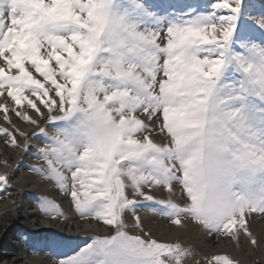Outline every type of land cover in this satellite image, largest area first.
I'll list each match as a JSON object with an SVG mask.
<instances>
[{"label": "snow or ice", "instance_id": "snow-or-ice-1", "mask_svg": "<svg viewBox=\"0 0 264 264\" xmlns=\"http://www.w3.org/2000/svg\"><path fill=\"white\" fill-rule=\"evenodd\" d=\"M0 119L72 211L37 197L40 215L91 232L33 233L54 264H189L147 228L157 218L257 246L264 0H0Z\"/></svg>", "mask_w": 264, "mask_h": 264}, {"label": "bare ground", "instance_id": "bare-ground-1", "mask_svg": "<svg viewBox=\"0 0 264 264\" xmlns=\"http://www.w3.org/2000/svg\"><path fill=\"white\" fill-rule=\"evenodd\" d=\"M11 151L9 149H6L4 150V153L6 155L11 156L13 154ZM0 159H1L0 161L1 165L4 164L6 166V169H2V170L0 169V173H7V175L9 176V179L11 177L16 176L15 174L19 171L20 166L22 168L29 169V166L38 165L40 163L39 161H35V162L30 161L31 164H27L22 161L17 162V160L19 159V158L17 159V157L13 159L10 158V161L6 160V158H0ZM5 161L7 162L6 164H5ZM10 185L11 187L9 190H13V191L18 190L19 192V190L22 189L23 191L20 190V194L21 193L25 194L36 202H37V199H36L37 197H46V198L52 199L56 201L57 203H59L61 205V208L67 213H68V210L71 209L68 199L65 198L62 195V193L58 191V188L54 184V182L46 181L45 179L33 173H32V176L25 174V175H21L17 177L14 182H10ZM29 186H30L29 189H25L26 187H29ZM13 195L15 194H11L8 196L12 197ZM1 196L3 197V195ZM18 196H21V195H18ZM15 198H16V195H15ZM16 200L12 205L10 204L11 206L8 203L6 205L5 204L0 205V246L8 249L7 252H4L5 254L1 253L2 251H0V264H2L3 259L6 260V263L4 264H54L55 257L52 256L51 252L37 251V250H34L33 247L30 245H33L35 240L37 239V237L32 236L33 233L45 234L48 232H58L59 229L54 228L56 223L50 222L49 226H47L48 228L43 227L41 224L39 225L37 221L34 222L35 213H29L25 211V209L23 208L24 206L21 207V205H19L18 201ZM3 202L5 203V201ZM26 204L29 206L28 203ZM13 205L15 208L12 207ZM68 214L72 215L70 213ZM19 218H24L26 219V221L25 222L24 220L23 222L18 221ZM33 226H36V228L35 227L33 228ZM254 227H255L254 235L257 238L260 237L261 239H264V225L256 224V226ZM16 232L18 234H16ZM153 233L155 232L153 231ZM6 235L7 237L11 236V239H10L11 241L2 242L1 239ZM26 239L28 243L25 242ZM157 239H162V238H157ZM183 245L187 246L188 244H183ZM209 252L213 253L214 250L212 251L209 250V251H206L205 253H209ZM15 253H17L18 255ZM195 254H197L198 257H195L189 260V264H196V261L200 260L199 258L200 254L203 255L204 253L195 251ZM9 255H15V257L13 259H10V258L6 259V256H9ZM234 256L238 257L240 264H248L247 263L248 261L249 263L252 262V264H255V258H258L260 262L259 264H264V247H262L261 251H257V255L253 254V252L247 248V250L243 251V254L241 256H238L237 254H235Z\"/></svg>", "mask_w": 264, "mask_h": 264}, {"label": "rangeland", "instance_id": "rangeland-1", "mask_svg": "<svg viewBox=\"0 0 264 264\" xmlns=\"http://www.w3.org/2000/svg\"><path fill=\"white\" fill-rule=\"evenodd\" d=\"M255 2L257 3V5H259L261 0H255ZM13 120L17 124V126L20 127L22 130L27 131V132L33 131L32 128L27 127L24 124H21L19 121H16L15 117H13ZM0 126L7 127V125L4 124L2 119H0ZM21 143H23L22 140H21ZM32 143L33 144H39L41 142L39 140H33ZM6 149H9L10 151L12 149L11 152L13 154L11 156L6 155L4 153V150H6ZM32 151H34V149ZM16 157H17V159L19 158L18 160H20V161L17 160V162L22 161V162L27 163V164H31V162L37 161V160L33 159V157L31 155L23 154L22 149L16 150V149H13L11 147H6L3 137L0 136V158H6V160L10 161V158L13 159ZM0 161H1V159H0ZM0 169L1 170L6 169V166L4 164L1 165V162H0ZM25 174L32 176V172H30L28 168H22L20 166L19 171L15 174L16 176L11 177L9 179V183L14 182L17 177H19L21 175H25ZM29 188H30V186L26 187L25 189H29ZM20 190H22V189H20ZM20 190H19V192H18V190H16V191L15 190L14 191L9 190V193L7 195H3V197L0 195V205H2V204L6 205L7 203L9 205L10 204L12 205L15 202V200L17 199L16 201H18V203H19V205H21V207L24 206L23 208L25 209V211H27L29 213H35V217H34L35 221L34 222L37 221V223L39 225L41 224L45 228H48L47 226H49L50 222H55V221L50 220L47 217L41 216L40 210L38 207V203L36 201H34L32 198H30L29 196L22 194V193L20 194ZM11 194H15L16 198H15V195H13L12 197L8 196ZM18 195H21V196H18ZM14 198H15V200H14ZM3 201H5V203ZM26 203H28L29 206ZM12 207L15 208L14 205ZM68 213L72 214L71 209L68 210ZM23 220H24V222L26 221V219H24V218L18 219V221H21V222H23ZM30 220H32V219H30ZM254 221H255V223H254ZM55 223L56 224H55L54 228H56V229L58 228L59 229L58 232L62 233L63 235L65 234V236H74L75 235V236L84 237L86 235H89V236L91 235V232H87L85 230V226H83V225H81L80 228L78 229L76 227V221H74V220L69 221L67 227H65V222L63 220H60L59 223H57V222H55ZM256 224L264 225V217L257 216L252 221L251 230H252L253 234H254V228H255L254 226H256ZM146 226L148 229H150L152 231V233H153V231L155 232L153 234L155 235L156 238H162L163 240H169L170 239L169 241L179 240V242H181L182 244H188L185 247L191 250V252L194 254V258L198 257L197 254H195V251L200 252V253H205L206 251L214 250L213 253L228 255L230 258L235 260L237 262V264H240L238 257L234 256L235 254H237L238 256H241L243 254V251L247 250V248H248L253 252V254L257 255V251H261L262 247H264V239H261L260 237H258V238L256 237L258 240L257 246L251 245L249 243V241H247L248 240L247 237H244V236H242V238L240 237L239 243H236L235 241H231V240H229L225 237H222V236H215V235L206 234L196 224H194L192 222H187V221L184 223L183 226L178 227V226L170 224L169 221H167L166 219L157 218V219H153V220H148L146 222ZM34 227L36 228V226H33V228ZM97 231L103 233L104 231H106V229H104L103 227H100L97 229ZM16 234H18V233L16 232ZM10 239H11V236L7 237V235H6L1 239V241L2 242H4V241L9 242V241H11ZM246 245H248V246H246ZM200 246L201 247L203 246L202 247L203 249ZM0 251H2L1 253L5 254L4 252H7L8 249L0 246ZM15 254H17V253H15ZM202 256L203 255L200 254V256H199L200 260L202 259ZM14 257H15V255H9V256H6V259H9V258L13 259ZM200 260H197L196 264ZM4 263H6V260L3 259L2 264H4ZM247 263L252 264V262L249 263V261ZM259 263L260 262H259L258 258H255V264H259Z\"/></svg>", "mask_w": 264, "mask_h": 264}]
</instances>
